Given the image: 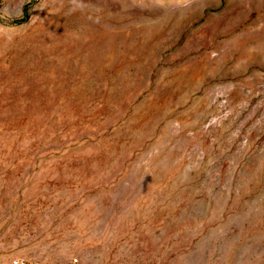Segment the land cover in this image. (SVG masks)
<instances>
[{
	"label": "rangeland",
	"instance_id": "374dc122",
	"mask_svg": "<svg viewBox=\"0 0 264 264\" xmlns=\"http://www.w3.org/2000/svg\"><path fill=\"white\" fill-rule=\"evenodd\" d=\"M264 264V0H0V264Z\"/></svg>",
	"mask_w": 264,
	"mask_h": 264
},
{
	"label": "built area",
	"instance_id": "2783aa9c",
	"mask_svg": "<svg viewBox=\"0 0 264 264\" xmlns=\"http://www.w3.org/2000/svg\"><path fill=\"white\" fill-rule=\"evenodd\" d=\"M7 264H42V263H32V262L22 260V259H15V260L10 261Z\"/></svg>",
	"mask_w": 264,
	"mask_h": 264
}]
</instances>
